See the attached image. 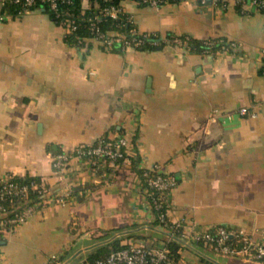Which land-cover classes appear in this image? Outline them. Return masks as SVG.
<instances>
[{"label":"crops","instance_id":"0c3cea01","mask_svg":"<svg viewBox=\"0 0 264 264\" xmlns=\"http://www.w3.org/2000/svg\"><path fill=\"white\" fill-rule=\"evenodd\" d=\"M2 1V0H0ZM138 34L217 40L213 53L161 46L103 49L65 42L44 9L0 21V180L35 177L47 195L0 241V264H89L113 241L166 243L132 164L94 175L74 160L61 181L59 152L127 137L143 170L165 165L177 186L167 217L186 230L264 233V14L235 0H142L119 5ZM82 10L97 7L82 0ZM241 109L255 113L241 117ZM79 188V194L74 189ZM187 264H264L221 257L203 244Z\"/></svg>","mask_w":264,"mask_h":264},{"label":"built area","instance_id":"2783aa9c","mask_svg":"<svg viewBox=\"0 0 264 264\" xmlns=\"http://www.w3.org/2000/svg\"><path fill=\"white\" fill-rule=\"evenodd\" d=\"M36 1L45 4L54 14L56 19H61L64 15L59 11L60 5L70 4L71 0H2L0 1V21H5L6 12H2L6 4L20 6L21 11L18 16L34 11ZM103 3H110L113 0H100ZM145 4L152 7L162 5L165 0H142ZM241 5H249L255 11L264 14V0H235ZM124 14L122 7L110 4L105 7L99 16L90 20L91 38L84 41H93L101 45L107 51L112 50L114 43H122L123 37L115 32H101L98 23L101 17L117 19L119 15ZM62 26L66 29V34L73 33L76 26L73 21L63 22ZM134 33V31H133ZM167 46L182 49L185 42L180 37L172 39L163 38ZM141 40L133 42H124L125 48H139ZM157 45V43H153ZM241 117L256 116L255 113L241 109L238 113ZM132 143L127 137H118L110 141L98 140L95 144L81 146L71 152H59L52 158V168L57 174L59 180L63 181L70 169L72 161L78 160L82 163H89L96 166V177L105 178L106 171L121 165H126L131 160ZM120 161V163H118ZM142 179L137 178L139 191L146 198L153 213L155 221H158L161 228L168 232L172 238L178 239L184 248L194 244H203L209 247L213 253L226 258L238 259L248 263H264V233L259 237L243 233L242 231L231 230L226 227H216L205 231L186 230V227L180 222H172L167 217L166 203L170 192L177 186V180L166 169L165 165L155 163L143 169ZM98 172L100 175H98ZM5 184L0 188V201L6 196L26 197L28 186L19 187L16 183L5 179ZM31 187L37 188L32 184ZM43 188V187H42ZM44 189V188H43ZM45 196L47 192L43 190ZM38 205L25 209L15 218L4 219L7 211L0 206V227L11 225H22L27 219L36 212ZM183 251L179 250V258H174L168 248L158 247L156 244L150 246L134 244L125 249L111 253L106 259L97 261L93 264H187L184 261ZM47 264H63L58 257H52Z\"/></svg>","mask_w":264,"mask_h":264},{"label":"trees","instance_id":"16d2710c","mask_svg":"<svg viewBox=\"0 0 264 264\" xmlns=\"http://www.w3.org/2000/svg\"><path fill=\"white\" fill-rule=\"evenodd\" d=\"M96 3L97 7H92L89 10H82L81 3L82 0H71L70 4L60 5L58 7L59 11L63 13V17L61 19H56L54 14L50 11V9L43 3L36 1L34 6V10L36 9H44V11L50 14L51 18H53L58 24L62 25L63 22L73 21L76 26V30L73 33L67 34L65 37V42L73 47H82L86 45V41L91 38L90 33V20L96 16L100 15V12L110 4L119 5L121 0H113L110 3H103L100 0H91ZM204 1V0H200ZM208 2L209 0H205ZM213 1V0H211ZM241 6V4H238ZM21 11L20 6L6 4L3 8L2 12H6L11 14L12 16H17ZM100 22L98 23V27L101 32H115L123 37L122 43H114L112 46L111 52H121L122 48H125L123 45L124 42H133L141 40L142 44L137 50H155L158 47L164 46L163 38L156 35H146V34H138L135 30L133 23L129 20V18L125 14H121L117 19H111L109 17H101ZM134 31V33H133ZM174 35H168L165 37L166 39H172ZM180 37V36H178ZM185 42V47L193 52L199 53H213L219 51L221 49L226 48L224 43L218 42L217 40H208V41H194L185 37H180ZM153 43H157L154 45ZM104 141H110L108 137L101 138ZM138 160L132 161V172L135 173L138 177L142 179L144 171L138 168ZM120 163V161H118ZM96 168V166H94ZM112 168L107 169V172L112 171ZM98 175L100 173L98 172ZM10 182L16 183L19 187L28 186V191L26 197H16V196H6L4 200L0 201V206L7 211V215L4 219L7 218H15L19 216L25 209L36 206L40 204L45 199V193L43 192V188L41 186L40 180L35 177H26V178H17V177H8ZM6 180H0V188L5 184ZM37 185V188L31 187V185ZM75 194H79L81 190L79 188L74 189ZM38 209V207L36 208ZM156 227L161 228L158 221H155ZM11 229V226H3L0 227V241L2 240L3 235ZM162 229V228H161ZM164 237H167L166 243L158 242L156 245L158 247L166 246L170 251L171 255L178 259L179 255L177 254L179 250H185L187 248L183 247V244L176 238H172L168 232H166ZM127 248V246H123L120 240H116L111 242L108 245L102 246L87 257V262L89 264H93L97 261L106 259L111 253Z\"/></svg>","mask_w":264,"mask_h":264},{"label":"rangeland","instance_id":"374dc122","mask_svg":"<svg viewBox=\"0 0 264 264\" xmlns=\"http://www.w3.org/2000/svg\"><path fill=\"white\" fill-rule=\"evenodd\" d=\"M132 164V161L129 159V162H127V165H131ZM119 166H117V167H114V168H112L114 171H116V170H118L119 168H121L122 166H124V165H121V164H118ZM139 178V177H138ZM162 230H164V229H162ZM121 244L123 245V246H127V247H129V246H131V245H134L133 244V242H132V240H126V241H124V242H121Z\"/></svg>","mask_w":264,"mask_h":264}]
</instances>
